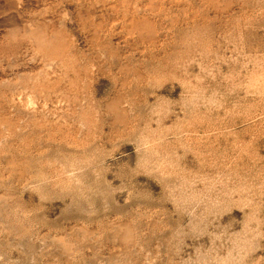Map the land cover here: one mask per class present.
<instances>
[{"label":"rangeland","instance_id":"obj_1","mask_svg":"<svg viewBox=\"0 0 264 264\" xmlns=\"http://www.w3.org/2000/svg\"><path fill=\"white\" fill-rule=\"evenodd\" d=\"M0 264H264V0H0Z\"/></svg>","mask_w":264,"mask_h":264}]
</instances>
